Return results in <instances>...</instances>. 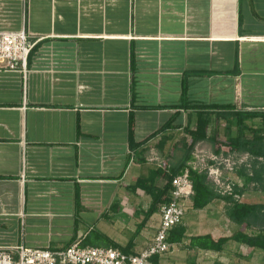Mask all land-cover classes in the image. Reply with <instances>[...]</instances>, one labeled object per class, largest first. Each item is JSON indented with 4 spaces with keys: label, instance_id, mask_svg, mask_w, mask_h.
Wrapping results in <instances>:
<instances>
[{
    "label": "crops",
    "instance_id": "crops-1",
    "mask_svg": "<svg viewBox=\"0 0 264 264\" xmlns=\"http://www.w3.org/2000/svg\"><path fill=\"white\" fill-rule=\"evenodd\" d=\"M22 28L27 73L0 69L2 249L138 254L160 225L146 189L238 153L218 144L238 134L232 114L264 110V0H0V30ZM226 205L190 200L185 238L152 264H220L240 245L188 243L237 230L222 229Z\"/></svg>",
    "mask_w": 264,
    "mask_h": 264
},
{
    "label": "trees",
    "instance_id": "trees-1",
    "mask_svg": "<svg viewBox=\"0 0 264 264\" xmlns=\"http://www.w3.org/2000/svg\"><path fill=\"white\" fill-rule=\"evenodd\" d=\"M232 116L237 120V125L239 126L237 136L229 138L222 145L217 143L220 147H224L226 151L247 153L254 159L251 173L245 172L244 169L238 171V176L244 183V189L240 190L234 187L233 193L240 195L250 184H254L264 194V110L255 109L249 112H237L232 114ZM248 119H259L261 126L247 128L245 121ZM205 125L202 124L204 127ZM190 158V156L186 157V160ZM255 163L257 166H255ZM182 170L183 166L176 168L171 172L170 176L165 175L166 183L162 189L155 187L146 189L153 199L150 212H153L161 203H166L169 200L171 179L173 176L179 175ZM188 171L194 193L191 198L192 207L194 209H202L215 198H223L227 203L225 207L226 217L229 222L237 226V230L229 237L214 239L210 234L192 236L189 239L188 248L196 251L221 252L226 244L232 241L246 247L250 251L259 250L264 254V200L252 203L239 202L233 198V195L222 196L208 181L206 172L191 168H188ZM254 227H257V229L254 230ZM185 232L186 228L180 222L170 230L167 242L170 244L181 242L185 238ZM152 261L155 262L156 259L153 258Z\"/></svg>",
    "mask_w": 264,
    "mask_h": 264
},
{
    "label": "built area",
    "instance_id": "built-area-1",
    "mask_svg": "<svg viewBox=\"0 0 264 264\" xmlns=\"http://www.w3.org/2000/svg\"><path fill=\"white\" fill-rule=\"evenodd\" d=\"M32 47L33 44L28 43L24 28L19 31L0 30V69L24 76L27 73L28 55ZM218 174L217 168H211L207 177L222 194L233 195L236 201L241 202V196L234 194L233 189L237 187L243 190V181L238 179V182H223ZM222 186L227 189H222ZM193 194L188 169L172 177L170 198L158 207L159 229L151 243L138 254H126L115 248L81 246L79 243L61 251L20 246L15 249L0 248V264H152V257L161 256L170 250V243L167 242L169 232L182 221L186 205Z\"/></svg>",
    "mask_w": 264,
    "mask_h": 264
},
{
    "label": "rangeland",
    "instance_id": "rangeland-1",
    "mask_svg": "<svg viewBox=\"0 0 264 264\" xmlns=\"http://www.w3.org/2000/svg\"><path fill=\"white\" fill-rule=\"evenodd\" d=\"M200 158L203 159V162L201 164L205 167L206 173H208L211 168H217L219 171L218 176L220 177V179L222 178L223 182L228 183H233V181L238 182V171L240 169H244L245 172L251 173L252 167L254 166L253 157L249 156L247 153H235L218 157L204 156ZM211 161L216 162L214 163V166L211 165ZM255 166H257L256 163ZM222 189L226 190L227 187L222 186ZM242 193L243 198L241 199V201L244 202H260L264 197V194L256 185L254 186V184H250ZM230 223L231 222H229L228 220V222H225L222 226V229L225 233H230L234 231L235 228H237L236 225ZM253 229L255 230L257 229V227H254ZM228 252L229 254H227L226 256H222V258L219 260L220 264H246L247 255L251 253L250 250L244 246H239L236 250L234 248H230ZM263 257V255L256 253L254 255L255 264H264V261H262ZM211 260L212 258L209 256H200V263L206 264V261L207 263H210Z\"/></svg>",
    "mask_w": 264,
    "mask_h": 264
}]
</instances>
